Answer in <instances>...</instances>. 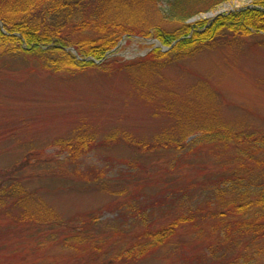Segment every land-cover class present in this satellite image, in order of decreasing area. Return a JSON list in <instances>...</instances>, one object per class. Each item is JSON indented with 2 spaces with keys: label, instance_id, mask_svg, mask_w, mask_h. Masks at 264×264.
Masks as SVG:
<instances>
[{
  "label": "rangeland",
  "instance_id": "1",
  "mask_svg": "<svg viewBox=\"0 0 264 264\" xmlns=\"http://www.w3.org/2000/svg\"><path fill=\"white\" fill-rule=\"evenodd\" d=\"M162 1H142L141 15L151 32L154 26L160 33H176L181 24L162 16ZM242 11L264 15V4L227 0L188 19L187 35L208 38L189 55L163 64L149 55L151 50L166 52L185 34L170 44L149 36L123 37L109 55L116 63L103 70L53 72L24 57L0 65V171L28 155L32 160L22 164L28 188L61 219L57 225L36 226L15 224L0 214V264H123L111 258L143 228L141 216L156 226L190 205L213 210L208 201L214 200L219 178L229 172L216 162V152L225 150L222 142L210 135L189 136H196L198 144L189 146L176 170L171 169L176 162L167 160L169 152L133 153L137 141L177 134L182 126L199 130L220 123L264 132V28L246 23L234 28L231 17ZM84 136L93 141L80 153L76 137ZM236 148L232 143L226 151ZM156 155L165 170L151 165ZM203 165L206 170L199 172ZM61 172L65 176L57 175ZM99 172L107 188L94 182ZM175 187L188 189L191 196L175 203ZM209 229L204 238L189 225L177 229L170 241L131 264H175L177 255L200 254L202 244L216 242ZM259 255L256 264H264V254Z\"/></svg>",
  "mask_w": 264,
  "mask_h": 264
},
{
  "label": "trees",
  "instance_id": "2",
  "mask_svg": "<svg viewBox=\"0 0 264 264\" xmlns=\"http://www.w3.org/2000/svg\"><path fill=\"white\" fill-rule=\"evenodd\" d=\"M142 1L151 5L157 0H0V65L3 67L11 64L16 57H24L32 58L42 68L53 72L75 73L92 67L103 70L116 63L109 55L123 37L149 36L170 44L179 35L185 34L186 37L177 40L166 52L155 48L149 53L161 60L159 64L170 62L189 55L208 38L196 32L187 35L189 24L185 22L227 0H163L162 16L169 22L181 24L176 33H160V27L154 26L151 32L150 25L141 15ZM256 1L264 4V0ZM260 15L242 11L231 19L237 29L242 23L253 29L264 28V15ZM67 47L75 49L80 58ZM85 57L90 59H83ZM95 60L98 62L95 63ZM140 65L144 66V63ZM200 127L199 130H191V126H182L177 134L164 132L151 141H137L133 154L149 157L169 152L172 156L167 160L176 162L171 163V169L176 170L191 150L189 146L196 143V136L191 139L189 136L199 133L204 137L212 136V141L222 142L225 150L216 152V162L229 172L219 178V185L223 188L217 185V190L212 192L214 200L208 201L213 210L206 211L199 205L191 208L190 205L156 226L141 216L143 228L135 232L127 247L111 258L113 263L121 260L123 264L134 263L150 250L170 241L177 229L188 225L194 230L199 229L195 233L198 238H204L207 226H210L211 233L217 235L216 242H205L199 250L200 254L193 257L177 255L175 264H256L260 261L259 254H264V132L235 130L220 123ZM76 140L81 153L86 149L85 145L92 144L93 137H76ZM232 143L237 147L236 152L229 154L226 150ZM71 157L75 155L71 154ZM159 157L156 155V161L150 163L165 170L166 163L159 162ZM31 160L25 155L16 166L0 171V214L13 218L15 224L28 221L36 226L57 225L61 219L43 204L41 195L28 188L27 178L23 177L22 164ZM133 162L134 168L143 170L141 163ZM205 166H201L199 172L205 171ZM100 174H94V182L107 188L103 179L98 177ZM57 175L65 176V173ZM175 189V203L183 195L191 196L186 188ZM205 254H209V257Z\"/></svg>",
  "mask_w": 264,
  "mask_h": 264
}]
</instances>
